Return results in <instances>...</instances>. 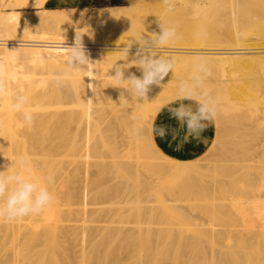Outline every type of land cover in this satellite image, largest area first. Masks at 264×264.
Wrapping results in <instances>:
<instances>
[{
	"label": "bare ground",
	"instance_id": "obj_1",
	"mask_svg": "<svg viewBox=\"0 0 264 264\" xmlns=\"http://www.w3.org/2000/svg\"><path fill=\"white\" fill-rule=\"evenodd\" d=\"M47 1L7 0L12 9L31 10L0 12V79L7 84L0 96V171L11 165L15 171L23 154L28 175L53 177L48 187L56 197L39 215L0 220V264H264V196L257 198L261 182L248 174L249 166L264 167V0H175L171 12L163 0L61 11L45 9ZM149 12L155 31L128 26L113 43L87 35L89 27L101 36L102 25L129 24ZM159 21L181 25L179 38L156 48L175 58L174 75L192 72L203 57L216 76L206 87L220 96L222 111L200 140L153 135V124L173 121L168 109L142 126L124 118L146 117L175 100L180 80L172 72L140 101L111 77L112 65L125 62L120 50L134 35L158 33ZM31 24L46 30L33 32ZM218 26L230 38H216ZM76 35L93 64L71 69L66 86L57 87ZM139 47L132 45L129 59ZM130 73L142 76L137 67ZM17 94L29 97L31 125L12 108ZM117 124L122 134L109 139ZM221 141L235 142L234 150Z\"/></svg>",
	"mask_w": 264,
	"mask_h": 264
},
{
	"label": "clouds",
	"instance_id": "obj_2",
	"mask_svg": "<svg viewBox=\"0 0 264 264\" xmlns=\"http://www.w3.org/2000/svg\"><path fill=\"white\" fill-rule=\"evenodd\" d=\"M166 10L171 12L175 7V0H163ZM158 33H152L151 38L142 35H134L130 42L120 51L125 61L123 64H113L115 74L111 76L117 85L132 99L137 101L147 99L148 93L153 85L160 86L161 82L170 72L174 74L175 58L158 55L156 48L169 44L170 41L178 38L175 27L166 26L159 21ZM138 42L140 47L134 56L129 59V52L134 43ZM67 72L55 79L57 87H64L68 82V73L73 68H84L93 64L86 52L81 37H75L74 45L67 47ZM132 67H137L142 76L138 77L130 73L127 77L125 72ZM213 75V71L207 60L197 57L194 70L186 79H181L175 92V100L170 103H177V107H168L171 118L175 119L179 126L184 129V140H200L207 127L213 123L220 112L221 98L213 95L206 87V81ZM125 92L121 96L125 97ZM7 94L6 81L0 79V96ZM189 101L192 103H185ZM29 97L24 94H17L13 98L12 108L20 114L26 122L31 125L34 121V114L29 108ZM150 131L153 135L164 138L171 132L173 139L176 137L174 129L166 126L153 124ZM133 134L138 135L140 130L133 127ZM12 167V165H11ZM10 167V168H11ZM0 171V220L13 222L26 217L39 215L55 202V195L50 191L48 185L53 182V177L44 178L30 176L31 168L27 156L21 154L16 160V170Z\"/></svg>",
	"mask_w": 264,
	"mask_h": 264
},
{
	"label": "rangeland",
	"instance_id": "obj_3",
	"mask_svg": "<svg viewBox=\"0 0 264 264\" xmlns=\"http://www.w3.org/2000/svg\"><path fill=\"white\" fill-rule=\"evenodd\" d=\"M7 0H3L1 2H3L1 5L2 7L0 8V12L5 15L7 13H10V12H22V11H30L31 9H12L11 7L8 6V4L6 3ZM126 1V6L127 7H132V3H131V0H125ZM143 1V0H142ZM180 2V0H178ZM0 2V3H1ZM210 2V1H209ZM208 2V4H210ZM215 5V2L214 4H212L211 6H214ZM152 6V4H151ZM150 6V7H151ZM154 6V5H153ZM152 6V8H154ZM157 7V9H162L164 7V5H160V4H156L155 5ZM128 10V9H127ZM130 10V9H129ZM156 10V8H155ZM0 13V14H1ZM149 15V18L147 19V16ZM151 13L149 12L146 16V14H144L142 17H138V15L136 16V18H133V22L130 23V21H127L129 24H124V25H116V26H110L108 24H104L101 26V30H102V35L99 36L100 33L98 34H95L94 31L91 29V27L87 28L86 30H89L87 31V35L90 37V38H102V39H105L108 41V43H113V40L114 39H117L119 41L122 40L123 38V34L125 33V31H127L128 29H130L128 26H130L132 29H135V30H141L142 28L146 27L148 29H150L151 31H155V29L157 28L158 26V23L156 22V20L154 19H150L151 17ZM128 17L130 18V16H127V20H128ZM145 18L147 20H145ZM143 19V20H142ZM131 20V19H130ZM132 21V20H131ZM140 21V22H139ZM144 21V23H143ZM171 25H175V28H176V31H177V37L179 38L180 37V28H181V25L177 22H172V23H169ZM138 25V26H137ZM170 26V25H169ZM171 27V26H170ZM174 27V26H172ZM180 27V28H178ZM138 28H141V29H138ZM30 29L33 31V32H36V33H39V32H42L44 30H46L43 26H40V25H34V24H31V27ZM213 32L214 33V36L218 39H223L224 38H230L228 37L227 35V32L225 29H223L222 27L218 26V28H215L213 29ZM89 33V34H88ZM123 44V43H122ZM192 72H189V73H182L180 75H174L173 73H170V77L172 80H175L176 82H178L179 80L181 79H186L188 78L190 75H191ZM213 79V80H216V76L215 75H212L209 79ZM159 109L157 110H154V111H150L147 113V116L146 117H138V115H136V113L134 114H130L129 116L127 117H124L125 120L127 121V123H132L136 120H141L137 125L139 126H142L143 125V122L144 121H147L149 119H151L152 117H155L158 113L162 112V111H165L168 109V107H171L172 106V103H170V101H163L161 102L159 105ZM90 107H93V108H96V106L94 105H91ZM105 108H106V113L109 112L111 110V107L108 105V104H105ZM103 111H100L98 114L96 115H101L103 114L102 113ZM133 112V111H132ZM163 124H158L156 126H161ZM120 125L117 124L116 125V130L114 132H110L109 135H110V138L109 139H112L117 133H121L122 134V130L120 129H117V127H119ZM208 129H206V131L210 132L211 130L209 129V126L207 127ZM255 143V142H254ZM253 143V144H254ZM221 144H224L223 145V148L226 149L228 148L229 150H234L232 149L233 148V144H235V142L233 143H229L228 145L226 144V141H221ZM257 150H262L261 147L257 146L256 148ZM229 153H233L235 151H228ZM213 161V160H211ZM249 163V162H248ZM217 165H214L213 168H215ZM239 168V166H234V168H232V170L234 171H237V169ZM242 170L241 171H238L236 172V175L235 177L237 178L236 180L238 181H243L244 179H242L241 177L243 176L242 174ZM251 172V173H250ZM248 174H251L252 178H254L256 180V182L260 183L257 187L259 188V191L256 192V196L258 199H261L262 196H264V167L261 166V165H257L255 164L253 167L249 166L248 167ZM148 176L147 173H145V176ZM263 178V179H262ZM263 218V223H264V217L262 216ZM235 249H238L237 247ZM239 251V250H238Z\"/></svg>",
	"mask_w": 264,
	"mask_h": 264
},
{
	"label": "crops",
	"instance_id": "obj_4",
	"mask_svg": "<svg viewBox=\"0 0 264 264\" xmlns=\"http://www.w3.org/2000/svg\"><path fill=\"white\" fill-rule=\"evenodd\" d=\"M123 7H127L125 0H48L44 8L51 11H61L104 8L112 9ZM168 118H170V116ZM177 124L178 122L175 119H173V121H171L170 123H163V126H166L168 129H174L176 131L175 139H173L171 132H169V138L172 143L180 142L181 138L184 136V134H182L184 131L183 129H180L179 126H177V128H174Z\"/></svg>",
	"mask_w": 264,
	"mask_h": 264
}]
</instances>
